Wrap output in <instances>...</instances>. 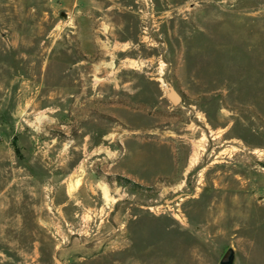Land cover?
Masks as SVG:
<instances>
[{"label": "rangeland", "instance_id": "1", "mask_svg": "<svg viewBox=\"0 0 264 264\" xmlns=\"http://www.w3.org/2000/svg\"><path fill=\"white\" fill-rule=\"evenodd\" d=\"M230 247L264 264V0H0V264Z\"/></svg>", "mask_w": 264, "mask_h": 264}, {"label": "water", "instance_id": "2", "mask_svg": "<svg viewBox=\"0 0 264 264\" xmlns=\"http://www.w3.org/2000/svg\"><path fill=\"white\" fill-rule=\"evenodd\" d=\"M167 97L169 100L174 104L178 105L182 102V97L180 94L172 87L169 86L167 90ZM192 193L180 192L174 195L172 198H167L164 200L165 204H176L183 198L190 196ZM58 264H62L59 260L57 261ZM237 263V253L236 250L232 247L227 249V251L223 254L220 264H236Z\"/></svg>", "mask_w": 264, "mask_h": 264}]
</instances>
